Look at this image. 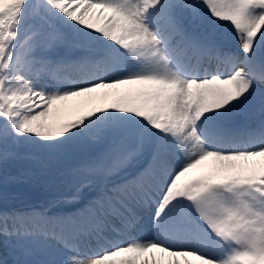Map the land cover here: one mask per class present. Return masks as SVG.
I'll return each mask as SVG.
<instances>
[{"label":"snow or ice","instance_id":"obj_1","mask_svg":"<svg viewBox=\"0 0 264 264\" xmlns=\"http://www.w3.org/2000/svg\"><path fill=\"white\" fill-rule=\"evenodd\" d=\"M0 237V264H264V0H0Z\"/></svg>","mask_w":264,"mask_h":264},{"label":"rangeland","instance_id":"obj_2","mask_svg":"<svg viewBox=\"0 0 264 264\" xmlns=\"http://www.w3.org/2000/svg\"><path fill=\"white\" fill-rule=\"evenodd\" d=\"M52 194L51 189L48 187L47 182L41 180L38 182L24 181L20 183L16 188L10 192L12 197H15L16 202H28V203H41L45 199L50 198ZM3 241V240H2ZM0 252V257L7 255Z\"/></svg>","mask_w":264,"mask_h":264},{"label":"bare ground","instance_id":"obj_3","mask_svg":"<svg viewBox=\"0 0 264 264\" xmlns=\"http://www.w3.org/2000/svg\"><path fill=\"white\" fill-rule=\"evenodd\" d=\"M71 103V102H70ZM208 164H210V162H208ZM204 170H207V166L204 167ZM197 173H193L192 175H196ZM3 237H0V252L6 253L5 251V247L3 246ZM9 259H11V257H9Z\"/></svg>","mask_w":264,"mask_h":264}]
</instances>
